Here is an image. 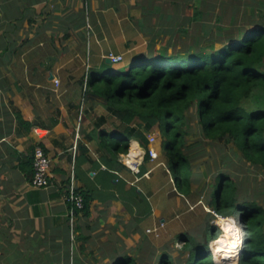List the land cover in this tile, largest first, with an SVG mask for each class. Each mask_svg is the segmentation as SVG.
<instances>
[{
  "label": "crops",
  "instance_id": "1",
  "mask_svg": "<svg viewBox=\"0 0 264 264\" xmlns=\"http://www.w3.org/2000/svg\"><path fill=\"white\" fill-rule=\"evenodd\" d=\"M222 1L219 13L230 12L229 23L250 13L244 6L251 0ZM147 2L0 0V264H115L138 248L150 250L164 221L162 163L145 155L134 173L120 154L126 168L113 164L91 137L94 118L80 90L87 32L96 46L106 26H142ZM37 144L50 159L45 188L31 185L27 164ZM143 150L130 142L133 155ZM71 175L91 198L73 226Z\"/></svg>",
  "mask_w": 264,
  "mask_h": 264
},
{
  "label": "trees",
  "instance_id": "2",
  "mask_svg": "<svg viewBox=\"0 0 264 264\" xmlns=\"http://www.w3.org/2000/svg\"><path fill=\"white\" fill-rule=\"evenodd\" d=\"M254 13L243 16L244 22L235 28L216 24L217 36L223 37L218 47L215 38L208 36L206 45L190 47L183 53L168 54L161 49L154 54L138 49L120 65L122 56L109 52L120 55L121 61L108 63L104 57L90 66V54H100L90 37L80 90L86 78L85 98L101 104L107 113L95 117L92 123L91 137L98 138L99 150L117 167L126 168L119 155L128 151L131 140L148 151L147 133L157 126L162 136L164 164L160 168L168 193L162 202L164 221L153 233L160 245L148 252L151 264H217L209 242L217 249L213 241L219 229L210 222L194 189L197 185L210 190L209 203L217 214L240 212L247 236L239 264H264V205L240 199L234 178L205 165L198 157L201 152L194 145H186L189 113L193 110L205 139L232 143L243 159L264 168V20ZM194 14L193 19H201L202 11L195 10ZM222 19L218 13L215 22ZM236 21L234 14L231 22ZM110 118L118 123L107 127ZM145 159H149L148 154ZM32 161L27 164L32 165ZM83 196L82 211L87 214L91 198ZM182 222L197 226L206 222L205 238L178 232L180 248L168 251L160 242L170 237L167 229L171 225ZM115 264L142 262L137 256L124 254Z\"/></svg>",
  "mask_w": 264,
  "mask_h": 264
},
{
  "label": "rangeland",
  "instance_id": "3",
  "mask_svg": "<svg viewBox=\"0 0 264 264\" xmlns=\"http://www.w3.org/2000/svg\"><path fill=\"white\" fill-rule=\"evenodd\" d=\"M237 1L240 0H236V2ZM222 2V0H148L144 8L145 11L142 16H140L144 20L142 26H106L103 29L100 33L102 37H98L99 39L96 42V47H99L100 54L97 56L90 54V66L93 65L94 62H99L109 52H116L122 56V61L119 60L121 63L119 62L118 65L122 64L123 60L126 59L129 54L138 49L144 50L146 53L151 51L154 54L161 49H166L168 54L183 53L190 47L196 49L206 45L207 43L205 40L208 39V36H213V38H215L214 44L218 47L223 37L217 36L218 30L216 29V24L235 28L244 22L243 20H238L235 24L229 23L228 17L226 18L225 16L230 12H223L225 18L223 17L220 22H215V18L221 10ZM231 2L234 3L233 1ZM248 3L251 4L244 6V8L246 10L250 9V11L255 12L254 14L257 13V17L260 16V18L264 20V1L251 0L248 1ZM233 9L235 10V7H232L228 11ZM195 10L202 11L201 19H193ZM224 10L226 11V9ZM205 24L207 26H204ZM203 26L205 31L203 30ZM206 31L210 34L205 35ZM89 34L90 35H88V32L86 34L88 38V42L86 41V52H88L87 50H89L91 46V32H89ZM104 35H107V38H105ZM93 40V37H91L92 43ZM193 48L191 50H193ZM81 99L84 105H86V108L90 110L89 114L92 118L101 114H107L101 104L88 101L85 96ZM189 115H191V118L188 126L189 133L186 139V145H194L196 151L201 152L198 154V157L201 158V161L205 165H209L215 170L224 172L234 178L238 185V196L240 199L247 201L256 200L259 204L264 205V168L258 167L243 159L232 143L215 142L205 139L204 136L201 135L200 127L197 124V117L193 110H190ZM112 123L116 124L118 121L115 118H110L106 126L110 127ZM148 136L154 137V141L151 142L148 147L155 148L160 156L159 161H161L163 155V148L161 145L162 136L158 127L154 126L151 131L147 133V138ZM143 149L147 150L144 147ZM161 163L164 164L162 161ZM194 189L200 195L204 208L209 214L208 218L211 220L210 222L213 223L214 220L218 221L219 217L215 216L216 212L213 210V205L209 203L210 190L208 188L202 189L199 185L194 186ZM206 222H203L199 226L193 222L186 224L182 222L171 225L170 228L167 229L168 232H171V234L168 233L170 237L161 242L159 240V242H163L162 244L167 246L168 251H176L180 248V243L176 235L178 232L203 239L205 238L204 230ZM215 225L219 229V235L221 232L220 224L217 222ZM158 245H160L158 240H155L150 250H148H156V246ZM148 250L138 248L136 252L135 256L140 259L142 264H151L147 258L148 255L144 253ZM213 257L216 262L217 258L221 261L222 259H224V261L227 260L223 258L220 252H213Z\"/></svg>",
  "mask_w": 264,
  "mask_h": 264
},
{
  "label": "built area",
  "instance_id": "4",
  "mask_svg": "<svg viewBox=\"0 0 264 264\" xmlns=\"http://www.w3.org/2000/svg\"><path fill=\"white\" fill-rule=\"evenodd\" d=\"M105 57L109 58L113 62L119 61L121 59L120 55H115L113 53H109ZM87 67H89V65H87ZM86 81L87 79L85 78L82 88L83 96L85 95V90L87 89ZM55 83L58 84V80H55ZM81 116L82 113L80 112L78 120L81 119ZM148 140L150 145L151 142L154 141V137L148 136ZM146 154H148L150 160H157L159 158V153L155 150V148L149 147L148 151L143 150L142 155H133L128 150L125 154H121V159L134 173H139L141 159L144 158ZM32 166L33 174L31 177V185L37 188L47 187L50 184V159L39 144L35 145L33 150ZM66 201L69 204V216L71 225L73 226L72 222L76 211H81L84 207V196L77 188L73 175H71L69 179ZM215 216L219 217L217 213H215ZM147 232H151V230H147Z\"/></svg>",
  "mask_w": 264,
  "mask_h": 264
},
{
  "label": "clouds",
  "instance_id": "5",
  "mask_svg": "<svg viewBox=\"0 0 264 264\" xmlns=\"http://www.w3.org/2000/svg\"><path fill=\"white\" fill-rule=\"evenodd\" d=\"M218 216L219 220H214L213 223L215 224L218 222L220 224L221 232L213 243L217 245L216 250L220 252L223 257H230L231 259L221 262V260L217 258V264H239V254L247 236L240 212L218 214Z\"/></svg>",
  "mask_w": 264,
  "mask_h": 264
},
{
  "label": "bare ground",
  "instance_id": "6",
  "mask_svg": "<svg viewBox=\"0 0 264 264\" xmlns=\"http://www.w3.org/2000/svg\"><path fill=\"white\" fill-rule=\"evenodd\" d=\"M134 146V145H133ZM138 149V148H137ZM210 247H211V250L212 251H215V252H218L216 249H214V248H212V246H211V242H210ZM240 255V254H239ZM228 258H230V257H228ZM222 261H224V259H222Z\"/></svg>",
  "mask_w": 264,
  "mask_h": 264
},
{
  "label": "water",
  "instance_id": "7",
  "mask_svg": "<svg viewBox=\"0 0 264 264\" xmlns=\"http://www.w3.org/2000/svg\"><path fill=\"white\" fill-rule=\"evenodd\" d=\"M106 61L108 62V63H110L111 62V60L109 59V58H106ZM217 263V262H216Z\"/></svg>",
  "mask_w": 264,
  "mask_h": 264
}]
</instances>
